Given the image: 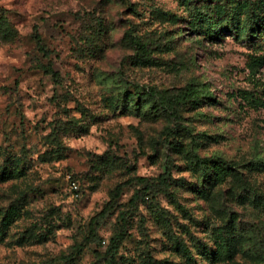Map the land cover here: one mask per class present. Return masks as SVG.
Here are the masks:
<instances>
[{
	"label": "rangeland",
	"instance_id": "obj_1",
	"mask_svg": "<svg viewBox=\"0 0 264 264\" xmlns=\"http://www.w3.org/2000/svg\"><path fill=\"white\" fill-rule=\"evenodd\" d=\"M263 56L264 0H0V264H264Z\"/></svg>",
	"mask_w": 264,
	"mask_h": 264
},
{
	"label": "trees",
	"instance_id": "obj_2",
	"mask_svg": "<svg viewBox=\"0 0 264 264\" xmlns=\"http://www.w3.org/2000/svg\"><path fill=\"white\" fill-rule=\"evenodd\" d=\"M186 1L188 4H193L196 3L198 4V2L200 1H207V0H183ZM223 4H219L218 5H213V11L212 14L206 16V19H204L205 16L202 17H198L195 18L194 20V26H198L201 28V23L202 22H206L208 24H210L211 26H214L218 23V19L220 18V16L225 17L227 14H225V11H223L222 7ZM241 7L243 9H247L249 6L246 2H244ZM203 18V19H202ZM232 18H230V20H232ZM36 40L38 42L39 45H44V42L42 40L41 35L37 32L36 33ZM125 42L129 47H133L135 48L139 54H142L143 57L146 56V54L148 53V50L146 49V45H144V43L140 40V38L134 34L132 32V30H128L126 35H125ZM44 48V47H43ZM260 63H264V56L262 58H260L258 60ZM55 73V72H54ZM201 94H206V97H209V92H207V86H205V88L201 91L198 84H191L188 86L187 90L185 91L184 95L181 96V99L184 100H188V101H192L195 100L199 97V95ZM143 96V95H142ZM142 98V99H141ZM163 99L165 100V103L169 102V107H171V109H173V111H176L175 107L178 105L177 101H172L170 100L171 97H163ZM128 101L129 105H131V94L129 91H125L123 93V97L121 99V103H123V105L125 104L124 101ZM153 100V96L150 94L149 96H146V98H144V101H146L147 103L151 102ZM137 106H139V104L143 103V97H139L138 102H135ZM127 105V104H125ZM196 165L201 169L203 167V171H202V175L203 178L206 179V177H208V175L212 172L214 173V175L216 177H221V175L225 176L224 171H225V167L223 165L220 164H216L215 162H206V159H201L197 156V161H196ZM1 173L3 176L1 177H11V175H13L12 173H14L13 169L11 168H7V167H3V169L1 170ZM170 176H171V170L169 167L166 168L165 172L160 175L156 181H157V185L162 186V187H166L169 185L170 181ZM222 176V177H223ZM139 180H146V178L144 177H139L137 178ZM130 180H128L127 182H121L119 183L115 188H114V196L115 197H119L120 194L122 193V190L124 189V187L127 185V183H129ZM152 188V184H147L146 185V189H151ZM167 190V188H166ZM111 205L108 204V207H110ZM12 212L18 213V209L17 206L13 207V209L7 211L6 213L3 214V216L0 219V236L4 233V229L7 228V226L9 225V221H11V219H13L14 215H12ZM235 245L233 244L232 246H230L231 250ZM251 250V248H250ZM201 254H203L202 251H200ZM231 255H232V251H231ZM229 254V256H231ZM208 258V257H207ZM163 261H155L153 262V260H150L149 264H162Z\"/></svg>",
	"mask_w": 264,
	"mask_h": 264
},
{
	"label": "built area",
	"instance_id": "obj_3",
	"mask_svg": "<svg viewBox=\"0 0 264 264\" xmlns=\"http://www.w3.org/2000/svg\"><path fill=\"white\" fill-rule=\"evenodd\" d=\"M73 188L78 189V185L75 182H73Z\"/></svg>",
	"mask_w": 264,
	"mask_h": 264
}]
</instances>
